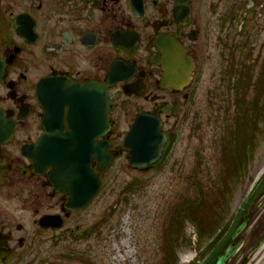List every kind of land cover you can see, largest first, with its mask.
Segmentation results:
<instances>
[{
  "label": "flooded vegetation",
  "instance_id": "af4514ba",
  "mask_svg": "<svg viewBox=\"0 0 264 264\" xmlns=\"http://www.w3.org/2000/svg\"><path fill=\"white\" fill-rule=\"evenodd\" d=\"M228 2L0 0V109L7 120L0 132V264H28L41 234L63 237L85 209L68 208L70 196L50 179L52 164L37 168L45 140L50 153L69 143L105 145L109 160L91 158L102 179L121 160L132 171H154L191 132L198 83L220 49L225 60L231 22L255 9L264 19V0H237L233 12ZM98 86L108 98L104 127ZM142 116L160 121L167 141L158 163L133 167L126 139L154 126L137 124ZM12 195L25 196L17 217L1 204ZM45 217L60 228L43 227Z\"/></svg>",
  "mask_w": 264,
  "mask_h": 264
},
{
  "label": "rangeland",
  "instance_id": "374dc122",
  "mask_svg": "<svg viewBox=\"0 0 264 264\" xmlns=\"http://www.w3.org/2000/svg\"><path fill=\"white\" fill-rule=\"evenodd\" d=\"M237 5V0H229L230 12ZM258 12L252 10L245 21L237 24L231 22V16L225 60L220 49L216 53L219 57L208 64L198 83L197 116L191 132L179 137L172 152L152 172L132 171L124 160L114 164L103 175L98 196L74 215L63 237L55 238L50 232L38 237L37 256L31 262L26 260L28 264H165L166 235L173 232L178 264H191L200 258L212 240L210 233L200 238L191 221H176L172 215L195 197V185L199 183L208 192L227 170L223 126L232 105L228 84L225 85L227 78L229 81L228 60L235 57L240 60L237 62L255 64V77L262 74L264 19H259ZM257 95L254 90L249 93L250 98ZM256 139L252 161L232 186L227 209L222 212L223 224L234 220L241 203L264 172V124ZM261 195L241 234L240 250L229 264H264V248L255 250L264 236V193ZM24 197L20 200L12 195L1 204L17 217ZM78 226L79 234L87 233V238L71 234L70 230H78ZM210 254L198 263L204 264Z\"/></svg>",
  "mask_w": 264,
  "mask_h": 264
},
{
  "label": "trees",
  "instance_id": "16d2710c",
  "mask_svg": "<svg viewBox=\"0 0 264 264\" xmlns=\"http://www.w3.org/2000/svg\"><path fill=\"white\" fill-rule=\"evenodd\" d=\"M237 61L240 60L231 57L227 73L229 81L228 78L225 81V85L228 84L232 104L231 109L228 110L229 117L223 126L225 157L226 154L228 155V159H225L227 170L224 171L217 185L210 186L208 192H205L199 183L195 185L197 196L195 195L192 200L180 208L178 206L179 209L177 208L176 213L172 215L176 221H191L200 238L207 233H210L212 238L203 250V256L200 254V258L191 264H197V261L205 258L210 252L204 264H213L216 258L224 253L228 245L232 243L231 238L238 225L258 206L262 196L261 191L264 188L263 176L239 208L234 220L223 224L222 212L227 209L234 181L240 179V174L246 171L249 162L252 161L253 151L256 149V138L264 124V67L262 74L255 77L253 70L255 64L247 62L244 64ZM252 90L259 95L250 98L249 93ZM219 229H221L220 233H216ZM88 236L89 234L86 233L85 238ZM174 239L175 232L166 235L165 264H178L179 262L175 254ZM77 258L83 259L82 257Z\"/></svg>",
  "mask_w": 264,
  "mask_h": 264
},
{
  "label": "water",
  "instance_id": "95a60500",
  "mask_svg": "<svg viewBox=\"0 0 264 264\" xmlns=\"http://www.w3.org/2000/svg\"><path fill=\"white\" fill-rule=\"evenodd\" d=\"M185 69L186 67L182 66V70L184 71ZM97 89H101L103 93L101 97V117L103 122L102 127H104L107 125L108 98L104 88L98 86ZM6 121L5 114L0 109V132L2 130L1 124ZM144 122H149V124L154 126L147 129L136 128L126 139V146L134 148L132 151V165L135 167H147L156 163L162 156V149L166 142V135L160 131V121L148 119L144 116L137 120V124ZM46 141L41 144L45 149L44 160L41 166L36 163L37 168H43L52 164L54 171L50 178L58 190L68 192L70 195L67 206L71 210L86 207L99 192L101 186L100 177L92 170L90 161L94 154L99 158L100 163L108 160L106 146L102 144L93 148L90 145L69 143L61 145L60 148H56L50 153L49 145ZM50 161L51 163H49ZM249 220L250 218H246L241 223L233 235V240L245 230ZM41 225L45 228L61 226L51 225L48 217L41 220ZM263 244L264 236L255 247V250L259 249ZM239 245L240 243L228 246L225 253L218 257L214 264H227L239 248Z\"/></svg>",
  "mask_w": 264,
  "mask_h": 264
},
{
  "label": "bare ground",
  "instance_id": "6f19581e",
  "mask_svg": "<svg viewBox=\"0 0 264 264\" xmlns=\"http://www.w3.org/2000/svg\"><path fill=\"white\" fill-rule=\"evenodd\" d=\"M261 248H264V246H262ZM261 248H260V249H261ZM260 249H259V250H260Z\"/></svg>",
  "mask_w": 264,
  "mask_h": 264
}]
</instances>
